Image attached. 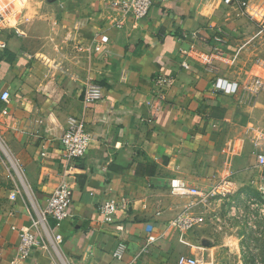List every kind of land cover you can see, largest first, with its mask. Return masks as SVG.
<instances>
[{"label":"crops","instance_id":"0c3cea01","mask_svg":"<svg viewBox=\"0 0 264 264\" xmlns=\"http://www.w3.org/2000/svg\"><path fill=\"white\" fill-rule=\"evenodd\" d=\"M242 1L161 0L134 21L105 0H0V95H10L0 101V264L17 256L18 232L28 229L37 243L19 264H177L203 248L194 230L184 245L167 229L197 200L172 196V179L198 192L226 177L264 189V93L250 100L212 86L264 76V33ZM191 44L215 70L181 66ZM157 74L172 78L162 97L150 84ZM88 86L99 97L86 102ZM69 117L85 121L91 141L67 161L58 139ZM62 177L68 216L33 226ZM111 197L126 206L107 223L97 206Z\"/></svg>","mask_w":264,"mask_h":264},{"label":"built area","instance_id":"2783aa9c","mask_svg":"<svg viewBox=\"0 0 264 264\" xmlns=\"http://www.w3.org/2000/svg\"><path fill=\"white\" fill-rule=\"evenodd\" d=\"M161 0H105L108 7L117 9L120 11L123 19L131 17L134 21L140 20L146 17L155 3ZM225 4L233 3V0H223ZM239 8L243 9L245 14L258 21L261 30L264 33V0H245L238 3ZM16 35H21L15 30ZM185 37V35H181ZM191 37L194 41L198 40L197 33H192ZM102 42H106L107 38L100 37ZM222 39L219 37L214 38V46L212 51L215 54H220V43ZM6 42L0 40V48H5ZM95 49H99L95 46ZM181 55L184 60L181 62V66L184 69H189L188 60L195 62H202L205 69L212 71L215 70V65L206 60L205 55L199 51L194 44H191L187 50H182ZM172 83V78L164 77L162 75H155L151 78L150 84L155 85L154 94L158 97L164 96L163 87H168ZM215 89L222 90L228 94H236L243 92L247 95V98L252 100L258 98L261 93H264V76H251L246 81H233L227 82L225 79L217 78L212 83ZM8 91H4L0 95V101L7 102L9 99ZM99 97V91L96 87L88 86L85 92V100L93 101ZM160 109V105L153 102L150 106V115L155 118ZM6 113L5 110L2 111ZM90 134L87 131L85 121L82 118L69 117L67 119V126L61 133L58 142L61 148V155L67 160H76L82 158L90 145ZM258 164L264 166V151H260L258 154ZM235 190V183L230 178H222L214 183L206 191H191L187 185L179 179H172L169 183V192L172 196L184 197L192 195L195 203L189 205L185 210L172 217L167 223V229L175 231L178 235V240L184 245H189L184 239V235L194 230L203 221V217L195 215L191 208L198 203L207 205L209 201L215 199H224L230 196ZM71 185L66 177H62L58 185L53 192L47 198L44 206L42 207L38 220H33L32 225L35 226L38 223H58L60 220L65 219L68 216V208L71 203ZM126 203L124 201H118L114 197L107 198L98 203L97 210L101 215L102 220L107 223H113L116 214L124 209ZM19 243L17 245V256L12 259L10 264H19L21 260L26 259L29 256L31 248L37 243V235L32 231L22 230L18 232ZM155 237L149 235L146 239L147 244H152ZM124 245H118L113 251L114 257H121V250ZM177 264H208L202 261V258L193 255H180L176 261Z\"/></svg>","mask_w":264,"mask_h":264},{"label":"rangeland","instance_id":"374dc122","mask_svg":"<svg viewBox=\"0 0 264 264\" xmlns=\"http://www.w3.org/2000/svg\"><path fill=\"white\" fill-rule=\"evenodd\" d=\"M234 181L235 190L227 198L196 205L203 221L192 230L195 245L203 248L199 256L204 263L264 264V189Z\"/></svg>","mask_w":264,"mask_h":264}]
</instances>
